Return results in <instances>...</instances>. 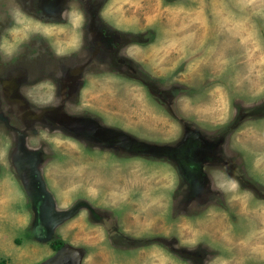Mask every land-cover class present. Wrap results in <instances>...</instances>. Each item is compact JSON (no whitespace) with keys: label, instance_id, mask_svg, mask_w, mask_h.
Segmentation results:
<instances>
[{"label":"rangeland","instance_id":"rangeland-1","mask_svg":"<svg viewBox=\"0 0 264 264\" xmlns=\"http://www.w3.org/2000/svg\"><path fill=\"white\" fill-rule=\"evenodd\" d=\"M21 1L0 3L33 104L0 115V260L48 264L59 239L81 264H264V0H66L58 20ZM75 93L76 127L32 128ZM84 119L124 144L76 137ZM34 162L67 213L51 230Z\"/></svg>","mask_w":264,"mask_h":264},{"label":"flooded vegetation","instance_id":"flooded-vegetation-1","mask_svg":"<svg viewBox=\"0 0 264 264\" xmlns=\"http://www.w3.org/2000/svg\"><path fill=\"white\" fill-rule=\"evenodd\" d=\"M4 1L8 2V0H0V3H4ZM27 1H29V0H22L21 4H24V11L23 12H25V13L29 12L30 13L29 10H32V8H34V7L31 6L29 8L27 5H25V2L27 3ZM65 1L66 0H40V5L38 6V8L40 7V9H41L40 14L43 16H45V15L47 16L51 13V15H53L52 20H54V19L58 20L59 19L58 16L64 12V8L66 5ZM13 16L15 18L20 17V16L16 15L15 12H14ZM40 18L42 20H44L43 17H40ZM17 21H14V24H16ZM10 23H12V21ZM2 53H3V51L0 48V111H2L3 114H5L6 116L2 115V114H0V115H1V118L3 120L4 119L6 120L5 121L6 125H10V121H12L13 118L15 119L14 115H16V114L22 115L23 112H25L24 114H26L27 112L31 111V110H29V106L32 109L33 104H32V102H30L28 100V98L25 96V94L23 93L22 90L25 87L30 86L32 83H30V81H28V76L23 77L21 72H19V73L14 72V74H11L12 73L11 69H10L11 66L7 65V63H6L7 60ZM69 69H71V67ZM68 74H70V72ZM83 81H84V75H82L80 72H78V73L74 72L72 76L70 75V77L67 78V84L70 87L77 89V90H80L82 88ZM33 83H35V82H33ZM25 84H27V85H25ZM65 97L63 98V102H61L58 105L48 104L44 107L42 106L44 109L41 111L42 114L40 115L36 112L37 115H35V117L31 118V119H34L33 122L30 123L32 128H35V125H38V126L41 125L44 127V124H47L48 118H50V121H52L54 123H57V121H58V125L59 124L63 125V123H65L67 125L68 124H74V126H75V124H78L77 123L78 119L86 118L87 116H89V115H86V117H71V116H69V115H76L77 113L70 112L69 111L70 108L69 109L67 108V103H69V104L73 103L74 104L76 101V104H78L79 100H80V96H78L75 93V95L73 97L68 96L66 99H65ZM25 118L26 119L21 120L23 125L27 124V121L29 120V117H25ZM88 118H90V117H88ZM0 121H2V120L0 119ZM44 121H45V123H44ZM60 122H62V123H60ZM49 124H50V122H49ZM80 126H83V128H84L83 132L85 134L79 133L80 135H76V137L81 138V136L89 133V134H92L93 138L97 141L101 140L104 142H114L115 144H124V141H125L124 137L121 138L115 132L111 133V130H109L108 128H106L102 125L100 126V124H98V123L96 124L92 120H85L84 119L83 122H81ZM32 128L31 127L27 128V129H29V130H27V132H22V131L20 132L19 130H15L16 131V139H17V135L18 136L20 135L19 141H16V139H15V141L20 142L21 146L24 148H26V144L28 143L27 139L29 138V135H30L29 132H32ZM28 141H29V139H28ZM17 144H19V143H17ZM155 147L156 146H154L153 148H155ZM176 149H175L174 153L177 151ZM192 149L188 153L192 152ZM33 151H36V150H32V151L30 150V153H33ZM28 158H29V156H28ZM31 168H32V177H33L34 182L36 184L40 185V188L44 194V197L46 198V200L48 199L50 202L49 204H45V207L47 209L51 208L50 209L51 212L50 213L47 212L50 215L49 221L52 223V226L50 227V230H51L53 225L56 224L57 222H60L64 218V216L67 215V213L65 211H63V209H59L57 206V202L55 200V197H51L49 195L50 191L46 188V183L43 180L44 177H42L43 176L42 175L43 164L41 165L39 163L34 162V164H32ZM55 241L58 242L61 240L54 239L51 242V244ZM63 243H65V242H63Z\"/></svg>","mask_w":264,"mask_h":264},{"label":"water","instance_id":"water-1","mask_svg":"<svg viewBox=\"0 0 264 264\" xmlns=\"http://www.w3.org/2000/svg\"><path fill=\"white\" fill-rule=\"evenodd\" d=\"M73 259L71 260V258ZM82 255L69 246L60 248L48 264H81Z\"/></svg>","mask_w":264,"mask_h":264},{"label":"trees","instance_id":"trees-1","mask_svg":"<svg viewBox=\"0 0 264 264\" xmlns=\"http://www.w3.org/2000/svg\"><path fill=\"white\" fill-rule=\"evenodd\" d=\"M63 244L64 243L62 241H55L52 243V247L54 250H59L60 248H62ZM0 264H6L5 260H0Z\"/></svg>","mask_w":264,"mask_h":264},{"label":"bare ground","instance_id":"bare-ground-1","mask_svg":"<svg viewBox=\"0 0 264 264\" xmlns=\"http://www.w3.org/2000/svg\"><path fill=\"white\" fill-rule=\"evenodd\" d=\"M75 103H76V101H75Z\"/></svg>","mask_w":264,"mask_h":264}]
</instances>
